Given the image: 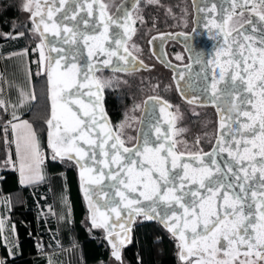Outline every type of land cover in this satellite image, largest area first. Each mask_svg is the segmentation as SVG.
<instances>
[{
  "label": "snow or ice",
  "instance_id": "obj_1",
  "mask_svg": "<svg viewBox=\"0 0 264 264\" xmlns=\"http://www.w3.org/2000/svg\"><path fill=\"white\" fill-rule=\"evenodd\" d=\"M34 2L37 3L35 11L32 8ZM55 2L60 5V8H57L56 11H60L65 3L70 5L68 11L63 12L59 23L52 19L53 12L51 9L48 10L46 16L40 12L39 0H25L22 10L29 13L33 31L38 32L42 39H46L44 33L51 30L53 36L61 37L60 43L62 44L75 42L79 45L80 41L87 44L92 37L80 30V24L87 23L86 17H81L79 21L71 24V26L65 21L76 20L78 13L75 11L74 5L86 4L87 15H92L93 5L97 4L98 0H55ZM136 2L139 3V0H136ZM149 2L151 3L153 0H149ZM155 2L158 3L159 0H155ZM249 4H251V8L247 7ZM257 4L262 9L259 13L260 19L264 20V0H231L233 11L237 7L240 8L237 14L239 16H243L245 11L254 12ZM99 7L104 9L106 5L100 4ZM214 8L215 4L212 5V9ZM170 11L171 9H169ZM37 16H39V20L36 19ZM124 18H127L126 9L124 10ZM247 23L252 24V21L248 20ZM41 25H43V28ZM102 25L105 33L113 25L117 28L123 26L121 17L113 18L110 15L103 17ZM97 27L98 25L94 21L92 30L95 31ZM61 33L65 35H61ZM23 35V32L12 37H8L5 34V38L15 39ZM236 36H243L245 41L248 39L239 30H237ZM121 39L120 33L114 30V44L123 47ZM233 43L239 49L246 47V44L238 43L236 37L233 38ZM247 49L248 58H237V62L234 64V74L229 76L223 87L217 88V83L224 81V72L221 70L217 74L219 79L209 81L205 91L210 93V102L216 103L217 110L221 112L220 126L222 129L225 126V116L228 117L232 124H236L238 118L232 115L231 108H221V104L224 103L221 97L228 101H231L233 97L239 100V104H233L232 108H235L241 116L247 117L250 123L240 125V127L236 128V131L240 132L241 128L245 129L252 137L247 144L251 145L252 148H258L259 155L264 157V40L261 41L258 63L257 59L252 56L254 50L250 44L247 45ZM78 51L79 47L77 46V49L68 55L75 56ZM49 52L57 53V56L48 60L47 68L43 69L52 85L50 114L45 120L49 129L47 142V146L51 151L49 159L52 163L59 164L71 162L73 166L79 168L82 191L88 202V222L91 228H99L105 231L106 239L111 247V257L114 264H123L122 247L129 239V232L134 222V217L141 214L148 219L158 217L159 222L173 237L179 240L178 248L180 251L178 255L181 260L188 261L191 256L195 255L199 257L195 264H257V261L264 262V231L255 239H246L248 226L252 223L250 210L253 205L259 209L262 219H264V159L253 163V156H248L249 163L245 164L241 163L244 157L237 155L234 157V162L225 161L226 168H222L217 164L215 157L224 151H228L229 155H231V149L233 147L238 148L239 142L237 141L235 145L231 142L224 144V137L221 135L217 140V147L211 153L205 154L207 157L206 162L203 157H196L201 163L192 169L194 175H189L188 169L190 165L187 161L177 164V161L181 160L184 154H177L173 151L175 143H168L167 130H165V135L158 137L160 143L155 147H148L149 140L145 138L142 145H138L134 149L125 148L119 136H113L111 131L103 132V126L107 122V118L102 109L97 113L94 107L90 110L88 104H84L79 99H73V97L80 95L92 96L94 94L91 88H89L87 93L82 94L80 91L81 87H86L83 81L89 79L88 70H85L80 86L76 87L75 91H69L75 85L72 72L76 68L75 63L72 60H66V66L70 65V67L66 71L58 73L60 59L65 57L64 50L50 47ZM91 55L92 51L89 48V56ZM111 56H118L119 60L125 61L130 66L135 59L134 57L129 59L131 53H128L127 48H124L123 53L120 54L117 51H111L109 52V57ZM177 59H180V57H177ZM44 60V52L41 50V64H43ZM103 63L107 64L109 60L106 59ZM168 66L171 65L169 64ZM135 67L146 66L143 61H140ZM116 70L127 71L128 69L117 68ZM182 79L183 74L177 70L174 80L176 81L177 89L183 95V86L180 84ZM256 79L259 80L258 84L253 83ZM236 81H239V83H236ZM100 88L101 85L97 82L96 91L99 92ZM255 88L259 89L261 96L258 122L256 115L244 111L242 107L244 104L251 102L244 93H251ZM218 92L219 95H217ZM194 101L195 97L189 99L188 103H193ZM96 102H99V97H97ZM162 104L171 107L167 101H162ZM69 105L75 107H69ZM0 111L7 112L5 101L2 99H0ZM161 111H163V107H161ZM10 115L12 120L7 121L3 125L5 144L9 143L7 139L9 127L15 134L16 130L23 126L27 129V135L16 136L13 140L16 161L12 159L13 153L8 151L6 159L0 162V166H11L18 170L22 185H25L26 182L27 184H35L43 181L45 177L42 165L45 157L41 155L37 130L28 121H21L15 112L10 113ZM97 116L100 119H97ZM13 121H16V123H13ZM156 131L159 132L160 129L157 128ZM93 132L96 134V139L92 138ZM257 136L260 141L259 145L256 144ZM97 140H99V143H97ZM109 140L113 142L108 145L105 151L104 145ZM231 140L235 141L236 137L233 136ZM91 145H95V148L91 147ZM97 149L106 159L97 160ZM244 152H249L247 145L244 147ZM148 154H151V159H149ZM141 156L148 160L151 165L150 171L155 175L154 178L148 175V172L144 170L141 164V172L136 173L137 176L141 177L140 186L133 188L130 177L133 174V166L138 163L137 158ZM93 163L97 165L95 171L99 178L107 177L110 179V183L105 185L107 191L92 187L93 183H100V179L93 180L90 175H87L93 171ZM100 164H103V168L98 167ZM213 165H215L214 168L212 167ZM256 165H259L258 169ZM177 167H179L180 171H174ZM104 169H107V172ZM257 171H259V176L256 175ZM121 172H124L123 176ZM214 172L219 173V175H213ZM195 173H199V180H197ZM144 177L147 178L145 179ZM249 181L259 185V201L253 200L249 203L250 198L255 197L257 194L256 191L252 190L253 184H250ZM150 184L152 185L151 192L148 193L147 190ZM185 184H198V189H204L205 193L210 194V196L207 199H191V197H198L199 191L198 189L196 191L192 189L186 190ZM121 186L123 187L121 188ZM101 192L108 197L107 200L100 199L99 194ZM133 192H138V195H132ZM229 192L232 193L231 197H229ZM217 194H219L218 199L222 202L223 212L214 211L209 205V210L205 213V203H208L211 197ZM93 197H96V199L94 200ZM116 197H120V199ZM141 197L144 200L151 201V203L143 204ZM185 197H190V199L186 200ZM245 206L249 210L248 213H246ZM47 213L53 216L56 215L51 206L48 207ZM201 215L212 217L211 223L208 222L207 218L202 223L199 222ZM61 219L66 222L69 221L68 216L61 217ZM246 221L247 223H245ZM190 224L191 227L189 229ZM198 227L200 228L199 231H197ZM2 230L3 220L0 219V231ZM186 233L188 234L186 235ZM222 241L225 243H222ZM217 245L220 247L217 248ZM241 250L242 255L249 259H240ZM221 251L224 252V256L227 258L216 259V254ZM9 255H12L10 249ZM0 264H7V260L0 258Z\"/></svg>",
  "mask_w": 264,
  "mask_h": 264
},
{
  "label": "water",
  "instance_id": "obj_2",
  "mask_svg": "<svg viewBox=\"0 0 264 264\" xmlns=\"http://www.w3.org/2000/svg\"><path fill=\"white\" fill-rule=\"evenodd\" d=\"M189 1L191 3V9H192L191 29L186 33H179L173 36L174 39H176L177 42L182 46L187 61L186 63L181 65L170 66L171 79L178 96L183 101L188 102L189 99L195 97V101L190 104L212 107L213 111L215 112L216 129H215V136L213 142L208 150L197 153H183L184 155L182 159L178 160L177 164L179 165L180 163L187 161L190 165L188 169L189 175H194L192 169L197 167L201 163V161L199 159H196V157H203L206 162L207 157L205 156V154L211 153L213 149L217 147V140L221 137V135H223L224 137L223 139L224 144L231 142L233 145H235L237 141L239 142L238 148L233 147L231 149V153H232L231 155H229L228 151H224L219 153V155L215 157L217 164H219L222 168H226L225 161L234 162V157L237 155L244 157V160H242L241 163H245V164L249 163L248 156H253L254 158L252 161L253 163L257 160L264 159V157L259 155L258 148H252L251 145L247 144V142L252 139V137L248 134V132L243 128H241L240 132L236 131V128L240 127V125L244 123H250L247 117L241 116L240 113L235 108H232L233 104H237V105L239 104V100L233 97L231 101H228V100H224V97H221V100L224 101V103L221 104V108L222 109L231 108L232 115L238 118L237 123L232 124L228 120V117L225 116L224 118L225 126L222 129L220 126L221 112L217 110L216 103L210 102V93L205 91V88L209 81H212L214 79L216 80L219 79L217 74L221 72V70H223L224 72V81H219L217 83V88L220 89L223 87L224 82L228 80L229 76L234 74V64L237 62V58L238 57L248 58L247 45L249 44L251 45V48L254 50L252 52V56L257 59V63H258V60L260 58L259 49L261 48V41L264 40V20H261L260 16L251 12L248 20H251L252 24H248L247 23L248 20H247L238 27L232 29L231 31H226L225 19L229 15L236 14L240 11V8L238 7L234 11L232 10L231 0H189ZM135 3L136 0L120 1V3L116 6V8L113 10L110 16H112L113 18L121 17V23L123 26L117 28L116 26L113 25L109 27L107 33L104 32L102 21L104 16H109V15H106L104 9H101L99 7V5L102 4L100 0H98L97 4L93 5V12L92 15L90 16L87 15L86 4L74 5L73 6L74 9L78 13V15L76 16V20L71 22L65 21V23H69V26H71V24H74L76 23V21H79L81 17H86L87 23L80 24V30L92 37L87 44H84L83 41H80L79 45H77V43L75 42L72 44H62L60 43L61 37L53 36L51 30L44 33L46 39H42L40 34L37 32L45 50V57H46L45 68H47L48 60L51 57L57 56L56 52H51V53L49 52L50 47L62 48L65 53L64 59H60V67L57 70L58 73L64 72L67 70V68L70 67V65L66 66L65 63L66 60H72V62L75 63L76 68L72 70L73 77L75 80V85L71 89H69V91H75V88L80 86L82 82V76L85 73V70L86 69L88 70L87 74L89 79L83 81L86 87H81L80 91L82 94L87 93L89 88H91L94 94L92 96L80 95L78 97H73V99H79L84 104H88L90 110L94 107L97 113H99L100 110L102 109L107 118V122L104 123L103 126V132L111 131L113 136H117V135L103 105L102 89L100 88L99 92L96 91V84L98 82L96 78V71L99 70L120 71L116 69L125 68L128 70L123 72H129L136 69L135 65L138 64L140 60L136 58L128 49H127L128 53H131V57H129V59H131L132 57L135 58L131 66L125 63V61L119 60L118 56L109 57V52L111 51H117L118 54L123 53V49L126 48L125 42L132 36V22L129 17V10L134 6ZM213 4H215L214 9H212ZM38 6L40 12L45 16L47 15L48 10L51 9L53 12L52 19L57 23H59L60 18L63 15V12L68 11L70 5L69 3H65L60 11H56L57 8H60V5L58 2H55V0H39ZM36 9H37V3L34 2V11ZM125 9L127 10V18H124ZM36 19L39 20V16H37ZM94 21L98 25L95 31L92 30V23ZM41 27L43 28V25H41ZM114 30L120 33L122 37L121 44L123 45V47L114 44L113 41ZM237 30L243 32L244 36L248 37L247 41L244 40L243 36L241 37L236 36ZM61 35H65V34L61 33ZM234 37H236L238 43L246 44V47L244 49L237 48L233 43ZM77 46L79 47V51L76 52L75 56L68 55L69 53H73L77 49ZM89 48H91L92 51L91 56H89ZM106 59L109 60V63L104 64L103 61ZM177 70L183 74V79L180 81V84L183 86V92H184L183 95L181 94V91L177 89L176 81L174 80V76H176ZM45 75H46L49 104L51 108L52 85L48 80L46 72ZM236 83H239V81H236ZM253 83L258 84L259 80L256 79L253 81ZM217 95H219V92L217 93ZM244 95L248 97L251 102L244 104L242 106L243 110L256 115L258 122L259 121L258 109H260L261 107V96L259 93V89L255 88L253 92L251 93L245 92ZM97 97H99L98 103L96 102ZM162 101H166V100H164L161 97L153 96V95L144 97L141 104L139 120L137 123L135 140L131 145L127 146L123 144V147L134 149L138 145H142L144 143L145 138H148L149 140L148 147H155L160 143L158 137L165 135V130H167L166 134L169 137L168 143H173L172 109L171 107L163 105ZM168 105H170L169 102ZM69 107H75V106L69 105ZM161 107H163V111H161ZM97 119H100V117L97 116ZM157 128L160 129L159 132L156 131ZM233 136L236 137L235 141L231 140ZM92 138L96 139L95 132L92 133ZM112 142H113L112 140H109L108 143L104 145L105 151L107 150L108 145H110ZM259 142L260 141L257 136L256 144L259 145ZM97 143H99V140H97ZM246 145L249 147L248 153L244 152V147ZM91 147L95 148V145H91ZM173 151L176 152L177 154L181 153L176 150L175 146ZM97 152H98L97 160L106 159V157H104V155L100 153L99 149H97ZM148 155H149V159H151L152 158L151 154ZM161 155H163V153H161ZM137 160L138 163L137 165L133 166V174L130 177L133 188H137L140 186L141 177L137 176L136 173L141 172V164L143 165L144 170L148 172V175L153 176V178L155 175L152 171H150L151 165L149 164L148 160L144 158V156L138 157ZM96 167L97 165L93 163V171L90 174H87L90 175L93 180L100 179V183H93L92 187L98 189H104L105 191H107L105 185L110 183V179L107 177L99 178L95 171ZM98 167L103 168V164L98 165ZM212 167L214 168L215 165H213ZM256 167L258 169L259 165H256ZM76 168H77V177L80 186V191L88 208V202L84 197V193L81 187V180L79 175L80 170L77 166ZM104 171L107 172V169H104ZM174 171H180L179 167H177ZM121 175L123 176L124 172H121ZM195 175L197 180H199L200 178L199 173H195ZM213 175H219V173L214 172ZM256 175L259 176V171H257ZM144 178L146 179L147 177ZM249 183L253 184V181H249ZM122 187L123 186H121V188ZM151 187L152 185L150 184L147 190L148 193L151 192ZM258 188H259L258 184H253L252 190L256 191L257 194L255 197L250 198L249 203H251L253 200L259 201L260 192L258 191ZM185 189L186 190L192 189L193 191H196L198 189V184H185ZM198 191H199L198 197H191V199H200V198L207 199L210 196V194L205 193L204 189H198ZM132 195H138V192H133ZM231 195L232 193L229 192V197H231ZM99 196L101 200H107L108 198L104 196L102 192L99 194ZM218 196L219 194H217L216 196H212L211 200L208 203H205V213L208 212L209 205L211 206L212 210L217 212H223L224 209L222 207V202L218 199ZM116 198L120 199V197H116ZM93 199L95 200L96 197H93ZM185 199L186 200L190 199V197H185ZM141 200L142 203L145 205L151 203V201L149 200H144L143 197H141ZM245 207H246V213H248L249 210L247 209V206ZM250 212H251L250 219L252 223L249 224L248 226V236L246 237V239H255L262 231H264V219H262L261 212L259 211L258 208H256L255 205H253V208L250 210ZM139 216H144V215L143 214L136 215L134 217V220ZM206 218L208 222L211 223L212 217L206 215H201L199 222L202 223ZM151 220L159 222L158 217ZM245 223H247V221ZM190 227L191 224L189 225V229ZM199 230L200 228L198 227L197 231ZM187 234L188 233H186V235ZM178 243H180L179 240ZM222 243L225 242L222 241ZM219 247L220 246L217 245V248Z\"/></svg>",
  "mask_w": 264,
  "mask_h": 264
},
{
  "label": "trees",
  "instance_id": "obj_3",
  "mask_svg": "<svg viewBox=\"0 0 264 264\" xmlns=\"http://www.w3.org/2000/svg\"><path fill=\"white\" fill-rule=\"evenodd\" d=\"M19 1L20 0H0V46H4L0 52V72L1 67L5 62H9L11 59L15 60L16 58V55L7 56V54L14 52H19L18 54H20V52H25L26 55L24 56H28V63L32 75L30 89L31 97L27 107H25V110L19 116L28 121L33 128L37 130V136L41 147L46 149L48 126L45 123V120L50 114L46 75L43 70L45 69L46 57L43 64H41L40 54L37 49V43L39 44L41 40L37 32L33 31V24L30 19L23 20L20 18V8L18 7ZM162 1L167 0H161L159 2ZM149 7L150 6H147V11L150 10ZM143 15L145 16V19L148 20L149 17L145 13ZM247 17V11L244 12L243 16L233 14L227 19V26H231V22H242L247 19ZM20 32H23L24 35L15 39L5 38V34L8 37H12ZM134 36L135 33L133 37ZM43 52L45 56L44 47ZM99 72L130 76V74L126 72L108 70H102ZM126 78H128L127 88L126 86H122V88L116 90L111 88L112 90H110L108 87H101L103 92V105L114 129L115 123L123 121L126 110L129 111L133 102H135V100L145 91L143 90L144 84H133L131 78ZM151 81H155V78H152ZM99 83L102 86L100 81ZM151 95L161 96L165 99L163 97L164 95ZM146 96L147 95H144L141 101ZM133 113L135 112L133 111L132 114ZM213 114L215 116L214 111ZM199 117L200 116H189L188 120L192 126L196 127V123L200 120ZM8 119V111H0V162L4 160L5 136L3 125L6 124ZM214 119L215 128L213 130L211 129L212 132L210 133V139L207 142H200V146L198 147L201 149L190 151L204 152L209 149L215 136L216 118L214 117ZM211 130H209V132ZM192 133L194 139H196V132L193 131ZM175 137L176 136H174L172 131L173 142ZM8 138L9 136H7V139ZM123 143L126 142L123 141ZM175 148L179 151L176 144ZM194 148L197 147L193 144L191 149ZM179 152L183 153V151ZM43 167L48 174L47 177L43 181L23 187H18L16 184V173L14 170L4 168L3 166L0 168V195L9 194L11 197L13 196L10 205L11 213L15 220L24 225L28 231V235L21 240L19 257H26L33 254L36 245L44 244V236L46 234L41 228L35 227V216L36 214H39L41 209L47 210L49 206L54 210L57 209L58 206L54 204L53 199H58V201L60 200L62 202L61 208L67 209L71 212L69 220L70 228L68 226V230L73 236V243L68 240L67 243L63 245L68 246L73 244L72 247H68L72 256V264H76L77 257L79 260H82V264H109L108 261L111 257L110 244L106 239L105 231L99 228H91V225L88 222L89 211L80 191L76 166H73L71 162L64 164L52 163L49 157L46 156ZM16 193H20L21 196H24L25 203L19 202V197L17 198L14 196ZM50 217L52 220L51 222L53 223V215ZM178 244V240L173 237V235L162 224L148 219L145 216H139L132 223L129 232V239L122 247V259L125 264H188V262L179 259Z\"/></svg>",
  "mask_w": 264,
  "mask_h": 264
},
{
  "label": "rangeland",
  "instance_id": "obj_4",
  "mask_svg": "<svg viewBox=\"0 0 264 264\" xmlns=\"http://www.w3.org/2000/svg\"><path fill=\"white\" fill-rule=\"evenodd\" d=\"M103 3L106 5L107 9H111L118 0H102ZM161 1V0H159ZM25 3V0H20L18 7L20 8V18L21 19H28L29 20V13L26 11H23V4ZM166 4V6H163V4ZM151 4L152 6H155L157 9H161V7L164 8V15L165 12L167 15H154L155 20L154 23L152 24H147L148 21L145 19V16L143 15L144 13L151 18L149 11H147V6ZM173 8H172V7ZM33 11H34V3L32 5ZM169 9L171 11L169 12ZM168 10V11H167ZM262 9H255V12L260 13ZM135 20H137L136 27L134 30L135 36L133 37L132 40L128 41V46L132 49L135 50L136 54L140 55L143 58H146L147 55L145 53V49L143 46V39L147 34H149L152 30H156V18L161 19L162 17H168L171 20L170 21L174 26L182 27V28H187L189 26V19H190V8H189V3L187 0H171V1H162L161 4L158 2H149V0H141L138 4V6L135 9V12L133 14ZM148 18V20H149ZM165 21V20H164ZM145 22V23H144ZM158 24V23H157ZM4 46H0V52L3 49ZM37 49L39 51H43V47L41 42L38 44L37 43ZM19 52H14V53H9L7 56H14L11 54H18ZM146 56V57H145ZM5 72H2L0 74V99L4 100L6 105L9 106V116L12 118L10 113L18 111L17 105L14 104L13 100L14 98L10 95V92L8 94V97L5 95V88L8 89V86L6 85V77H5ZM128 75H119L116 73H102L97 71L96 76L98 82L100 81L102 86L101 87H108V89L113 90L122 88V86L128 87V78L129 77L132 79V83H141L144 84V89L143 94L138 97L135 102H133V105L130 106L129 111L126 110L124 113V119L121 122L115 123V131L116 135L119 136V138L126 142V144H130L134 140V129L137 124V118H138V113L140 110V102L141 99L144 95L147 94H158V95H164L163 97L167 99L171 104H172V109L174 113L173 117V134L175 137V144L177 146V149L179 151H183V153H197L198 151H190V150H198L201 149L200 147V142L204 141L207 142L211 135L210 133L212 130L215 128V119H214V114L213 110L210 106H198V105H192L188 104L185 102H182L176 93L174 92V89L172 87V84L168 82L166 79L167 73H165L164 69L161 66H155L152 68L150 71H137L136 73H128ZM152 78H155V81H151ZM144 81V82H143ZM9 91V89H8ZM135 112L132 114V112ZM189 116H200V120L198 123H196V127L192 126L190 121L188 120ZM12 120V119H11ZM196 122V121H195ZM212 129V130H211ZM183 130V131H180ZM200 130V131H199ZM209 130H211L209 132ZM10 135H9V143L4 145V160L6 159L7 152L11 151L13 153L12 159L13 161H16V155H15V144L13 143V140L15 139L16 136H24L27 135V129L23 127H19L16 130V133L14 134L12 132V129L9 127ZM193 131L196 132V139L193 137ZM199 132V133H197ZM202 139V140H201ZM197 140L199 141L197 143ZM48 142V140H47ZM195 145L194 149H191L192 145ZM199 144V145H198ZM182 153V152H181ZM41 155L43 157H50L51 156V151L46 147V149L42 148ZM10 168L14 169L13 167L10 166ZM17 174H18V181L20 182V177H19V172L18 170L14 169ZM44 174V173H43ZM21 184V183H20ZM27 184V182H26ZM33 185V184H30ZM180 249L178 250L179 253ZM242 254V253H241ZM234 255V254H233ZM224 253L218 252L216 254V259H221L225 258L223 257ZM179 259L181 260L180 256L178 255ZM199 259V257L193 255L189 258L188 264H195L196 260ZM246 259V258H245ZM249 259V258H248ZM185 261V260H181ZM109 264H114V261L112 257L109 259ZM123 264L125 262L123 261ZM257 264H264V262L257 261Z\"/></svg>",
  "mask_w": 264,
  "mask_h": 264
},
{
  "label": "crops",
  "instance_id": "obj_5",
  "mask_svg": "<svg viewBox=\"0 0 264 264\" xmlns=\"http://www.w3.org/2000/svg\"><path fill=\"white\" fill-rule=\"evenodd\" d=\"M24 55H26L25 52L16 54L15 60L11 59L9 62H5V64L2 65L0 72V74L5 72L6 85L9 89L8 91V89L5 88V95L8 97L10 92V95L14 98L13 102L18 108V111H16L15 114L18 117H20L19 115L25 110V107H27L31 97L30 89L32 75L28 63V56ZM6 107L9 113V106L6 105ZM11 119L12 118L9 116L8 121ZM20 120L23 121L25 119L20 118ZM13 123H16V121H13ZM8 132L9 136L10 131ZM40 150L42 151L41 144ZM4 168L14 170L10 168V166ZM42 169L44 177L46 178L48 174L45 172L43 165ZM15 173L16 184L18 187L30 185L20 184L18 181V174L16 171ZM14 196L17 198L19 197V202L25 203L24 196H21L20 193H16ZM12 197L9 194L0 195V219L3 220V230L0 231V258L6 259L7 264H72V256L70 250H68V247H72L73 244L68 246L63 244L67 243L68 240L72 242L73 236L68 230V226L70 228L69 221L66 222L64 219H61V217L68 216L70 220L71 212L67 209L61 208L62 202L60 200L58 201V199H53L54 204L58 206L57 209L54 210L56 215L53 216L55 218H53V223L51 222V214H48L47 210L45 209H41L39 214H36L35 216V227L41 228V230L46 234L44 236L45 240L43 239L44 244L36 245L35 252L33 254L26 257H19L21 250V240L23 237L28 235V231L24 225L18 223L15 220L11 213L10 205ZM9 249L11 250L12 255H9ZM81 261L82 260H79L77 257L76 264H82Z\"/></svg>",
  "mask_w": 264,
  "mask_h": 264
},
{
  "label": "flooded vegetation",
  "instance_id": "obj_6",
  "mask_svg": "<svg viewBox=\"0 0 264 264\" xmlns=\"http://www.w3.org/2000/svg\"><path fill=\"white\" fill-rule=\"evenodd\" d=\"M120 1H122V0H118L116 2V4L111 9H107V7L104 8V11H105L106 15H110L113 12V10L116 8V6L120 3ZM140 1L141 0H139V2ZM167 1H171V0H167ZM187 1L189 3V8H190L189 26L187 28H182L180 26L178 27V25L177 26L171 25L172 23L170 21H167V20H171L168 17H162L161 19L159 18V20H158V18L155 17V19H156V28H158V29L152 30L143 39V43H144L143 46H144V49H145V53L147 55V57L145 56L146 58H143L140 55L136 54L135 53L136 51L132 50L129 47L130 45L128 46V44H127L128 41L132 40V37L134 35V30H135V27H136V23H137V20H135V18L133 16L136 7L139 4V3L136 2L134 4V6L129 10V17H130L131 22H132V36L125 42L126 48L136 58H138L140 61H143V64L146 66V67L136 68V69H134L132 71H129V72H126V73H136L137 71H150L155 66H161L164 69L165 73H167V74H165L166 77H167L166 79L168 80V82H170L172 84L174 92L176 93L177 96H178V94H177V92H176V90L174 88V85H173V82H172V79H171V69H170V66H168V65L169 64L170 65H181V64L186 63V61H187V58H186V55H185V52H184L182 46L173 37L174 35H177L179 33H186V32H188L191 29V26H192V21H191L192 9H191L190 1L189 0H187ZM100 2L102 4H104L102 0H100ZM159 3H161V2H159ZM149 6H150L149 7L150 8L149 14H150L151 18H149V20H146V21H148L149 24H152V23L155 22V20L153 21V19H154L153 16L154 15H157V16L164 15V11L165 10H164L163 7H161V9H157L154 6L151 7V4ZM163 6H166V4L164 3ZM248 8H251V4L248 5ZM255 9H261V6L259 4H257ZM238 13H236V14H238ZM250 13H251L250 11H247L248 17H247V19L243 20L242 22H239V23L231 22L230 23L231 26H227V19L230 16H232L233 14L229 15L225 19L226 31H231L232 29H234V28L238 27L239 25H241L243 22L247 21L249 19ZM253 13H255L256 15L259 16L258 12L254 11ZM165 15H167L166 12H165ZM153 38H155V39H153ZM177 57H180V59H177ZM162 61H164V62H162ZM99 71H102V70H99ZM104 71H107V70H104ZM118 72H123V71H118ZM147 96H152V95L151 94H149V95L147 94ZM153 96H156V95H153ZM158 97H161V96H158ZM142 101L140 103V110H141ZM170 105H171V109H172V104L170 103ZM139 114H140V112H139ZM172 115H173V109H172ZM138 120H139V115H138ZM137 123H138V121H137ZM136 128H137V124H136L135 129H134V140H135ZM115 133H116V131H115ZM134 140H133V142H134ZM132 143H130V144L123 143V144L128 146V145H131ZM223 257H225V256H223ZM225 258H227V257H225ZM245 258L248 259V257H244L242 254L240 255V259H245Z\"/></svg>",
  "mask_w": 264,
  "mask_h": 264
},
{
  "label": "built area",
  "instance_id": "obj_7",
  "mask_svg": "<svg viewBox=\"0 0 264 264\" xmlns=\"http://www.w3.org/2000/svg\"><path fill=\"white\" fill-rule=\"evenodd\" d=\"M38 247H40V246H38Z\"/></svg>",
  "mask_w": 264,
  "mask_h": 264
}]
</instances>
